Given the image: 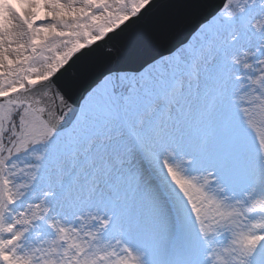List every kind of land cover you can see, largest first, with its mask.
<instances>
[{"label": "snow or ice", "instance_id": "1", "mask_svg": "<svg viewBox=\"0 0 264 264\" xmlns=\"http://www.w3.org/2000/svg\"><path fill=\"white\" fill-rule=\"evenodd\" d=\"M0 264H264V0H0Z\"/></svg>", "mask_w": 264, "mask_h": 264}, {"label": "water", "instance_id": "2", "mask_svg": "<svg viewBox=\"0 0 264 264\" xmlns=\"http://www.w3.org/2000/svg\"><path fill=\"white\" fill-rule=\"evenodd\" d=\"M177 2H183V0H177ZM205 3L209 4V5H214L216 3H219V0H204ZM199 15L193 16L192 19L187 23V25L182 26L175 34L174 36V40L173 42H175L176 40L182 39L183 36L187 33V30L189 28H191L196 21L199 19ZM78 95V93H77ZM76 98V97H74Z\"/></svg>", "mask_w": 264, "mask_h": 264}]
</instances>
